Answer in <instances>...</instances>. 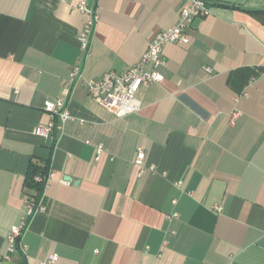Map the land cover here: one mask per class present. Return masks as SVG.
<instances>
[{
    "label": "crops",
    "instance_id": "0c3cea01",
    "mask_svg": "<svg viewBox=\"0 0 264 264\" xmlns=\"http://www.w3.org/2000/svg\"><path fill=\"white\" fill-rule=\"evenodd\" d=\"M82 1L99 14L88 56ZM205 1L190 43L165 47L164 80L138 90L141 111L117 117L79 85L74 119L45 137V103L79 61L86 79L127 71L187 0H0V264H264V0ZM139 146L155 167L141 178ZM32 161L50 165L47 211L9 253Z\"/></svg>",
    "mask_w": 264,
    "mask_h": 264
},
{
    "label": "built area",
    "instance_id": "2783aa9c",
    "mask_svg": "<svg viewBox=\"0 0 264 264\" xmlns=\"http://www.w3.org/2000/svg\"><path fill=\"white\" fill-rule=\"evenodd\" d=\"M85 17V24L79 35V42L83 56L90 53L91 40L99 21L98 9L95 4L82 1L74 6ZM212 15V8L205 0H187L182 7L178 22L170 29L161 31L152 39L148 50L134 66L125 72H109L100 80L86 79L83 72L82 61H79L72 69L70 79L65 83L61 96L55 101H47L44 110L51 115V120L45 126L37 127L35 133L40 136L49 137L55 130L63 131L65 124L74 118L69 110V100L77 86L87 88L89 95L103 108L112 112L117 117H125L136 114L142 109V103L137 98V92L143 85L161 83L164 76L161 68L165 66L164 49L168 44L187 45L190 43L189 28L194 20L204 19ZM152 65V70L146 67ZM239 113H233L232 123L238 118ZM101 153V148L99 149ZM147 152L142 146L137 147L134 161L138 169V177H143L148 171L155 172V167L147 166ZM41 181V178H37ZM50 175L45 179L43 193L39 197L27 196L25 201L24 215L18 224L12 226L8 237V252L20 251L25 254L26 247L23 237L27 231L31 219L47 211L44 205L45 192L49 187ZM221 212V207H215ZM178 217V213L167 216L169 221ZM171 234H175L172 232ZM166 243V242H165ZM9 260V255L0 256V260ZM58 257L51 255L48 259L38 264H56ZM141 264V263H138Z\"/></svg>",
    "mask_w": 264,
    "mask_h": 264
},
{
    "label": "trees",
    "instance_id": "16d2710c",
    "mask_svg": "<svg viewBox=\"0 0 264 264\" xmlns=\"http://www.w3.org/2000/svg\"><path fill=\"white\" fill-rule=\"evenodd\" d=\"M249 12L255 13L259 11L249 10ZM49 175V162L40 163L32 161L29 165L28 173L24 182V190L27 192V195L39 197L43 193L45 187V179ZM37 178H41V181H39Z\"/></svg>",
    "mask_w": 264,
    "mask_h": 264
}]
</instances>
